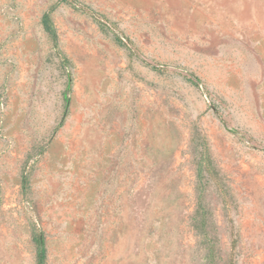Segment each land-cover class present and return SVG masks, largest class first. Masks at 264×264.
<instances>
[{"label": "rangeland", "instance_id": "1", "mask_svg": "<svg viewBox=\"0 0 264 264\" xmlns=\"http://www.w3.org/2000/svg\"><path fill=\"white\" fill-rule=\"evenodd\" d=\"M77 1L0 0V264H264V0Z\"/></svg>", "mask_w": 264, "mask_h": 264}, {"label": "trees", "instance_id": "2", "mask_svg": "<svg viewBox=\"0 0 264 264\" xmlns=\"http://www.w3.org/2000/svg\"><path fill=\"white\" fill-rule=\"evenodd\" d=\"M60 3H66V4H69V5L73 6V7L78 6V1L77 0H57V3L54 6H52L47 12L44 13V15L42 17V24H43L44 29L46 30V32L50 35L54 47L56 46V32H55V29H54V27L52 25L51 19H50V12ZM85 8L86 7L81 6V8L79 10L85 11ZM86 14H88L90 17H92L99 24L100 28L107 29V27H109V26L106 25V22L103 23V22L99 21L98 18H97V15H95L93 12L87 11ZM121 40H122L121 38L116 36V41L119 44H121L124 47H126L127 50L130 53L134 54V51L131 48L130 43L129 42L124 43ZM160 67L161 66H157V67L151 66L152 70H155V71H160ZM162 67L164 68L165 66H162ZM190 75L192 76V78L191 77H185V78L189 82H191L192 84L197 85V80L194 77V75H192V74H190ZM199 172H200V170H199ZM25 182H26V175H22V185H25ZM34 242H35V245H36V264H45L46 250H45V245H44V239H43L41 233H39L35 237Z\"/></svg>", "mask_w": 264, "mask_h": 264}]
</instances>
